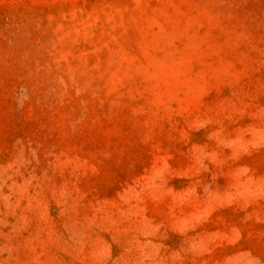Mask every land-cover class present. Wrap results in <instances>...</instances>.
<instances>
[{"label":"rangeland","instance_id":"1","mask_svg":"<svg viewBox=\"0 0 264 264\" xmlns=\"http://www.w3.org/2000/svg\"><path fill=\"white\" fill-rule=\"evenodd\" d=\"M0 264H264V0H0Z\"/></svg>","mask_w":264,"mask_h":264}]
</instances>
